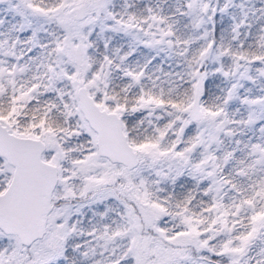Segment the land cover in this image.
I'll return each instance as SVG.
<instances>
[{"label":"snow or ice","instance_id":"snow-or-ice-1","mask_svg":"<svg viewBox=\"0 0 264 264\" xmlns=\"http://www.w3.org/2000/svg\"><path fill=\"white\" fill-rule=\"evenodd\" d=\"M0 264H264V0H0Z\"/></svg>","mask_w":264,"mask_h":264}]
</instances>
